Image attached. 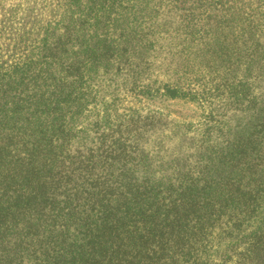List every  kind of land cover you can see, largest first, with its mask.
<instances>
[{"label":"trees","instance_id":"16d2710c","mask_svg":"<svg viewBox=\"0 0 264 264\" xmlns=\"http://www.w3.org/2000/svg\"><path fill=\"white\" fill-rule=\"evenodd\" d=\"M29 2L0 42V264H264V0Z\"/></svg>","mask_w":264,"mask_h":264},{"label":"rangeland","instance_id":"374dc122","mask_svg":"<svg viewBox=\"0 0 264 264\" xmlns=\"http://www.w3.org/2000/svg\"><path fill=\"white\" fill-rule=\"evenodd\" d=\"M30 0H0V42L7 43L8 39L15 36V29L18 24L17 21L19 18L28 15L32 12L33 4L29 2ZM38 2L40 0H37ZM38 7V6H37ZM36 12V11H35ZM30 16V14H29ZM29 16L25 17L28 18ZM11 29V31H10ZM13 38V39H14ZM4 59L7 58L5 53H0ZM9 56V55H8ZM17 57V55L15 56ZM162 79V78H161ZM264 88V87H263ZM120 100H125V93L119 94ZM111 98V96H110ZM107 101L110 103L111 100L107 98ZM152 109H155L159 113L163 114V117L169 115L168 117L173 118L178 123H197L202 120L203 112L199 107L192 103H185L183 101H168L161 102L157 100L156 102H148ZM146 109H148L145 106ZM99 109L101 107L99 106ZM228 115H231L232 110L227 111Z\"/></svg>","mask_w":264,"mask_h":264}]
</instances>
